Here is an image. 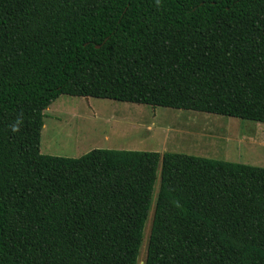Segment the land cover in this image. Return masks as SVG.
<instances>
[{
    "label": "trees",
    "instance_id": "16d2710c",
    "mask_svg": "<svg viewBox=\"0 0 264 264\" xmlns=\"http://www.w3.org/2000/svg\"><path fill=\"white\" fill-rule=\"evenodd\" d=\"M95 97L264 123V0H0V264H264V167L41 152Z\"/></svg>",
    "mask_w": 264,
    "mask_h": 264
},
{
    "label": "rangeland",
    "instance_id": "374dc122",
    "mask_svg": "<svg viewBox=\"0 0 264 264\" xmlns=\"http://www.w3.org/2000/svg\"><path fill=\"white\" fill-rule=\"evenodd\" d=\"M41 152L78 158L93 149L182 153L264 167V123L191 110L61 95L45 110ZM160 172L138 264H144Z\"/></svg>",
    "mask_w": 264,
    "mask_h": 264
}]
</instances>
